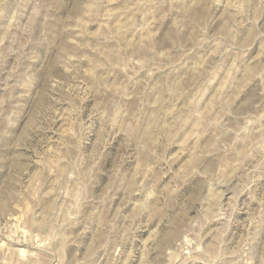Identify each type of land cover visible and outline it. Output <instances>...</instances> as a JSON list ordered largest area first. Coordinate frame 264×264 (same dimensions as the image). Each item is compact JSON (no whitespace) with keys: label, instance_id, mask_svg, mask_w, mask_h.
<instances>
[{"label":"rangeland","instance_id":"374dc122","mask_svg":"<svg viewBox=\"0 0 264 264\" xmlns=\"http://www.w3.org/2000/svg\"><path fill=\"white\" fill-rule=\"evenodd\" d=\"M0 264H264V0H0Z\"/></svg>","mask_w":264,"mask_h":264}]
</instances>
